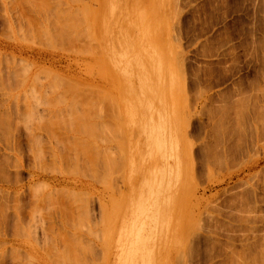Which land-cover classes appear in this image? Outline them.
Listing matches in <instances>:
<instances>
[{"label": "rangeland", "instance_id": "rangeland-1", "mask_svg": "<svg viewBox=\"0 0 264 264\" xmlns=\"http://www.w3.org/2000/svg\"><path fill=\"white\" fill-rule=\"evenodd\" d=\"M0 264H264V0H0Z\"/></svg>", "mask_w": 264, "mask_h": 264}, {"label": "bare ground", "instance_id": "bare-ground-1", "mask_svg": "<svg viewBox=\"0 0 264 264\" xmlns=\"http://www.w3.org/2000/svg\"><path fill=\"white\" fill-rule=\"evenodd\" d=\"M57 16V15H56ZM173 20V19H172ZM171 26V25H170ZM78 143H79V141H78ZM214 144H215V142H214ZM78 146H80V145H78ZM87 147H88V145H87ZM87 147L85 148V150L87 149ZM216 147H217V145H216ZM89 152V151H88ZM82 153V152H81ZM83 156V155H82ZM90 157V156H89ZM220 162V161H219ZM93 165V164H92ZM91 166V165H90ZM92 167V166H91ZM94 167V166H93ZM91 169H93V168H91ZM90 169V170H91ZM82 170V169H81ZM244 170V169H243ZM79 171V170H78ZM93 171H95V170H93ZM104 171V170H103ZM90 173L92 172V171H89ZM105 172V171H104ZM106 173V172H105ZM74 174H75V172H74ZM81 174V173H80ZM97 174V173H96ZM93 177V176H92ZM91 177V178H92ZM100 177V176H99ZM107 178V177H106ZM111 178V177H110ZM110 178H108V179H110ZM103 179H105L104 177H103ZM97 180V179H96ZM95 180V181H96ZM111 181V180H110ZM72 182V181H71ZM102 182V181H101ZM106 182H107V180H106ZM104 185H106V183L104 184ZM109 185V184H108ZM89 187V186H88ZM91 188V187H90ZM110 188V187H109ZM59 199V198H58ZM71 199V198H70ZM74 199V198H73ZM72 199V200H73ZM74 200H76V199H74ZM75 202V201H74ZM73 202V203H74ZM71 203V202H70ZM76 205V204H75ZM69 207H71V206H69ZM66 212V211H65ZM71 219V218H70ZM80 225V224H79ZM137 225V224H136ZM71 226V225H70ZM76 226V225H75ZM72 227H73V224H72ZM104 228V227H103ZM89 231V230H88ZM88 231H86V232H88ZM98 233V232H97ZM98 235H99V233H98ZM58 236V235H57ZM74 236V235H73ZM83 236V235H82ZM80 237V236H79ZM97 237V236H96ZM99 237V236H98ZM74 238V237H73ZM58 239V238H57ZM72 239V238H71ZM82 240V239H81ZM89 241V240H88ZM69 242V241H68ZM84 243V242H83ZM69 245H70V243H68ZM77 244V243H76ZM74 245V244H73ZM79 245H80V243H79ZM83 245V244H82ZM71 246V245H70ZM61 247V246H60ZM68 247V246H67ZM75 247V246H74ZM80 248H82V247H80ZM55 249V248H54ZM64 249H65V247H64ZM68 249V248H67ZM66 249V250H67ZM56 250V249H55ZM74 250V249H73ZM82 250V249H81ZM69 251V250H68ZM61 252V251H60ZM72 252V251H71ZM89 252V251H88ZM64 253V252H63ZM73 253V252H72ZM71 253V254H72ZM75 253V252H74ZM78 253H79V251H78ZM92 253V252H91ZM77 254V253H76ZM180 254H181V252H180ZM242 254V253H241ZM80 255H81V253H80ZM179 255V254H178ZM244 255V254H243ZM260 255V254H259ZM263 255V254H262ZM70 256H72V255H70ZM78 256V255H77ZM239 256V255H238ZM74 257H75V255H74ZM235 257V256H234ZM260 257V256H259ZM258 257V258H259ZM57 258H58V255H57ZM179 258H181V257H179ZM242 258H244V257H242ZM82 259H84L83 257H82ZM239 259V258H238ZM248 259V258H247ZM60 260H61V257H60ZM74 260H76V258L74 259ZM237 260V259H236ZM256 260V259H255ZM62 261V260H61ZM236 262V261H235ZM243 262V261H242ZM61 263V262H60ZM71 263V262H70ZM238 263V262H237ZM241 263V262H240ZM254 263H255V261H254Z\"/></svg>", "mask_w": 264, "mask_h": 264}]
</instances>
